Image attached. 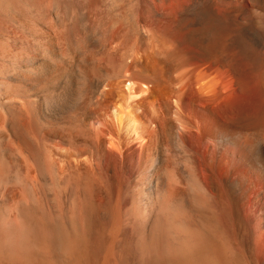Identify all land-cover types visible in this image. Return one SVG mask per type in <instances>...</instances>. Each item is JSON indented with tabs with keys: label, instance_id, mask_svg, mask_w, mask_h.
Segmentation results:
<instances>
[{
	"label": "bare ground",
	"instance_id": "1",
	"mask_svg": "<svg viewBox=\"0 0 264 264\" xmlns=\"http://www.w3.org/2000/svg\"><path fill=\"white\" fill-rule=\"evenodd\" d=\"M0 264H264V0H0Z\"/></svg>",
	"mask_w": 264,
	"mask_h": 264
}]
</instances>
